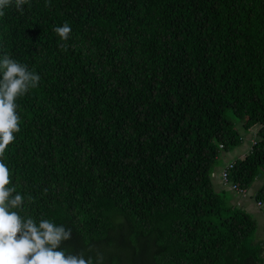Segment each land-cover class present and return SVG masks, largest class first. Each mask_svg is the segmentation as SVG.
Listing matches in <instances>:
<instances>
[{"label": "trees", "instance_id": "obj_1", "mask_svg": "<svg viewBox=\"0 0 264 264\" xmlns=\"http://www.w3.org/2000/svg\"><path fill=\"white\" fill-rule=\"evenodd\" d=\"M4 55L41 77L17 97L20 131L0 157L23 197L13 210L71 229L57 250L264 264L256 218L214 184L220 154L256 127L223 167L243 190L261 179L264 202V0H26L23 12L13 0Z\"/></svg>", "mask_w": 264, "mask_h": 264}, {"label": "clouds", "instance_id": "obj_2", "mask_svg": "<svg viewBox=\"0 0 264 264\" xmlns=\"http://www.w3.org/2000/svg\"><path fill=\"white\" fill-rule=\"evenodd\" d=\"M25 3L26 0H15L16 9L23 12ZM12 4L13 0H0V14ZM53 31L61 41H67L72 29L65 22ZM40 79L35 71L8 55L0 60V157L15 139L14 133L20 131L17 97L37 87ZM10 183L9 169L0 162V264H94L93 257H86L83 251L66 254L65 250H57L71 238V229L46 219L37 224L13 210L22 208L23 197L14 187H7ZM102 261V256L95 258V264Z\"/></svg>", "mask_w": 264, "mask_h": 264}, {"label": "crops", "instance_id": "obj_3", "mask_svg": "<svg viewBox=\"0 0 264 264\" xmlns=\"http://www.w3.org/2000/svg\"><path fill=\"white\" fill-rule=\"evenodd\" d=\"M253 131L251 132V136L247 135L246 139L248 142H246V145L243 147V142L234 147L233 149L229 150V151H224L220 154V158H221V162L219 163V165L216 167L215 171H214V184L215 187L218 189L220 188H226L228 189L229 187L225 184H223L220 180V170L223 167L224 164H226L228 161H231L237 157H243V155L245 153H247L248 149V143H250L251 139H253L254 135H255V131H256V127H252ZM250 138V141H249ZM244 140V139H243ZM262 180L261 179H256L253 187L252 188H248L249 192L246 191L247 195L245 196H241L239 195L237 192L232 191L234 197H233V201H236L237 204H240L244 209H246L248 212H250L251 214L255 215L256 214H264V208L263 207H258L256 204V199L253 196L254 191L256 190V188L261 184ZM264 217V216H263ZM262 228H260V226L258 227V230H261V233H264V220L261 223Z\"/></svg>", "mask_w": 264, "mask_h": 264}, {"label": "built area", "instance_id": "obj_4", "mask_svg": "<svg viewBox=\"0 0 264 264\" xmlns=\"http://www.w3.org/2000/svg\"><path fill=\"white\" fill-rule=\"evenodd\" d=\"M226 166H231L229 163H227ZM226 166L222 167L220 170V179L222 180L223 184L227 185L229 188L237 192L241 196H245L247 193V190L240 189L236 183H233L228 180L227 172H226ZM256 204L258 207L264 208V202H261L259 200H256Z\"/></svg>", "mask_w": 264, "mask_h": 264}, {"label": "rangeland", "instance_id": "obj_5", "mask_svg": "<svg viewBox=\"0 0 264 264\" xmlns=\"http://www.w3.org/2000/svg\"><path fill=\"white\" fill-rule=\"evenodd\" d=\"M253 128H250L249 129V131L248 132H243V131H241V133H242V135H243V138H244V142H243V147L246 145V142H248L247 141V135H249V136H251V132L253 131L252 130ZM254 138V137H253ZM249 141H250V138H249ZM251 141H252V139H251ZM251 141H250V143H248V147L250 146V144H251ZM247 146V145H246ZM247 149H249V148H247ZM255 182V181H254ZM254 182L252 183V185L249 187V188H252L253 187V184H254ZM247 191L249 192V189H247ZM247 195V194H246ZM253 215V214H252ZM255 218H256V221H257V224H258V227L260 226V228H262V225H261V223L263 222V220H264V214H263V216H262V214H256V216L255 215H253ZM257 235L259 236V237H264V233L262 234L261 233V230L259 231V230H257Z\"/></svg>", "mask_w": 264, "mask_h": 264}]
</instances>
